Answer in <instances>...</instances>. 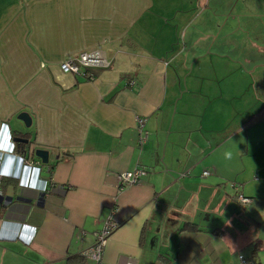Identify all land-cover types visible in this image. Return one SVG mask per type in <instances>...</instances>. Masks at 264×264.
I'll return each instance as SVG.
<instances>
[{
	"label": "crops",
	"instance_id": "crops-1",
	"mask_svg": "<svg viewBox=\"0 0 264 264\" xmlns=\"http://www.w3.org/2000/svg\"><path fill=\"white\" fill-rule=\"evenodd\" d=\"M155 6L0 0V264H96L84 251L110 221L100 264H264V196L255 201L239 183L253 202L242 230L232 229L241 214L225 145L244 126L221 133L203 113L213 100L199 98L202 85L188 86V74L206 70L195 62L227 57L234 39L216 46L191 22L177 40L169 19L153 31ZM98 48L109 67L60 69L67 56ZM252 122L248 141L264 143V119ZM16 137L28 139L27 157ZM33 147L48 149L49 163L31 156ZM255 152L264 157V145ZM135 168L144 176L120 192L117 174Z\"/></svg>",
	"mask_w": 264,
	"mask_h": 264
},
{
	"label": "rangeland",
	"instance_id": "rangeland-1",
	"mask_svg": "<svg viewBox=\"0 0 264 264\" xmlns=\"http://www.w3.org/2000/svg\"><path fill=\"white\" fill-rule=\"evenodd\" d=\"M155 3L148 14L150 22L146 23L153 31L160 29L169 19V23L175 24L177 31L179 29L178 34H174L177 40H183L186 24L191 22L197 37L200 35L217 42L225 37L226 40L234 39L233 50L227 57L195 62V70L199 65L206 70L201 78L188 74V86L202 85L199 98L213 100L203 113L207 111L211 123L222 128L221 133L228 136L235 128L244 126L239 133L230 136L232 138L225 145L234 152L231 158L233 172L226 175L229 179L226 183L230 193L233 191L232 182L244 185L245 193L255 197L256 201L259 196H264V157L255 149L264 143L249 142L247 134L250 133L251 138L256 135L253 127L258 123L252 119L255 122L264 119V112H261L264 109V53H259L254 45L261 42L263 46L260 47L264 48V0H155ZM186 78L181 79L184 89ZM223 151L225 149L221 148V153ZM235 204L241 215L232 220V229L237 226L242 230L239 221H243L241 218L246 207L239 201Z\"/></svg>",
	"mask_w": 264,
	"mask_h": 264
},
{
	"label": "built area",
	"instance_id": "built-area-1",
	"mask_svg": "<svg viewBox=\"0 0 264 264\" xmlns=\"http://www.w3.org/2000/svg\"><path fill=\"white\" fill-rule=\"evenodd\" d=\"M110 65L111 61L99 48L90 49L89 51H81L77 54V56H67L65 60L61 61L59 64L60 69H62L64 73H70L74 75H86L85 71L89 70L90 68H107ZM145 121L146 119L144 117L137 119V127L140 131V139L142 144L147 140L148 136L147 130L144 129ZM144 174L145 170H142L141 168H135L132 171L117 174V188L121 192L122 190L126 189V187L138 183ZM205 174L208 175L210 172L205 170ZM1 178L2 176L0 174V180ZM232 187L238 191L235 195L243 207L253 202V198L239 192L240 185L238 183L233 182ZM114 227V223L110 221L108 227L96 235V243L84 251V255L89 257L92 261H94V263L100 264L102 261L104 254L103 248L107 240L106 237H108ZM242 261L245 263V260Z\"/></svg>",
	"mask_w": 264,
	"mask_h": 264
},
{
	"label": "water",
	"instance_id": "water-1",
	"mask_svg": "<svg viewBox=\"0 0 264 264\" xmlns=\"http://www.w3.org/2000/svg\"><path fill=\"white\" fill-rule=\"evenodd\" d=\"M18 119L23 120L28 127L31 126L32 120L27 112H21L18 116ZM14 140L16 142L24 141V143H28V139H24L23 137H16ZM49 153L50 152L48 149H44L41 147H33L31 150V156H36L40 158L43 164L49 163Z\"/></svg>",
	"mask_w": 264,
	"mask_h": 264
},
{
	"label": "trees",
	"instance_id": "trees-1",
	"mask_svg": "<svg viewBox=\"0 0 264 264\" xmlns=\"http://www.w3.org/2000/svg\"><path fill=\"white\" fill-rule=\"evenodd\" d=\"M16 145H18V147H17L18 152H19L20 154H22V156L27 157V156H26V153H25V152H26V149H25L26 144L23 143L22 141H20V142L16 143ZM2 180H3V181L5 180L4 177L2 178ZM1 182H2V181H1Z\"/></svg>",
	"mask_w": 264,
	"mask_h": 264
}]
</instances>
